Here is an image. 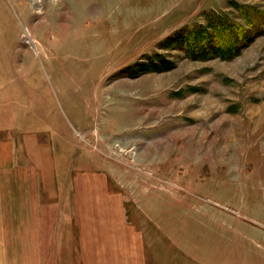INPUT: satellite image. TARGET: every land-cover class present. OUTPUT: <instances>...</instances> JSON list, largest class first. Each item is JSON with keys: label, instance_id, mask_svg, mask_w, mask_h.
<instances>
[{"label": "rangeland", "instance_id": "374dc122", "mask_svg": "<svg viewBox=\"0 0 264 264\" xmlns=\"http://www.w3.org/2000/svg\"><path fill=\"white\" fill-rule=\"evenodd\" d=\"M33 2L0 0V142L43 131L122 198L48 264H264V0Z\"/></svg>", "mask_w": 264, "mask_h": 264}, {"label": "crops", "instance_id": "0c3cea01", "mask_svg": "<svg viewBox=\"0 0 264 264\" xmlns=\"http://www.w3.org/2000/svg\"><path fill=\"white\" fill-rule=\"evenodd\" d=\"M48 136L23 129L0 142V264H48L58 261L60 249L63 257L80 245L84 251L98 196L122 208L107 177L76 173Z\"/></svg>", "mask_w": 264, "mask_h": 264}, {"label": "trees", "instance_id": "16d2710c", "mask_svg": "<svg viewBox=\"0 0 264 264\" xmlns=\"http://www.w3.org/2000/svg\"><path fill=\"white\" fill-rule=\"evenodd\" d=\"M240 27L237 28H231L229 26H223V25H218L216 28L217 33H216V41L218 42V47H222V45H225V47L228 48L226 53L223 52V56L225 57H231L233 56V53H236L239 49V44L241 43V40L248 41L250 39V36L248 33H246V29L243 27L240 30ZM207 38V37H205ZM216 42V43H217ZM224 50V49H223ZM221 54V53H220Z\"/></svg>", "mask_w": 264, "mask_h": 264}, {"label": "bare ground", "instance_id": "6f19581e", "mask_svg": "<svg viewBox=\"0 0 264 264\" xmlns=\"http://www.w3.org/2000/svg\"><path fill=\"white\" fill-rule=\"evenodd\" d=\"M33 1H34L33 3L37 4V6L40 5L39 0H33ZM29 37H30V36H29Z\"/></svg>", "mask_w": 264, "mask_h": 264}]
</instances>
